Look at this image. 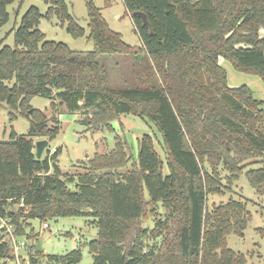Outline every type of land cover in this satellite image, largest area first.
Here are the masks:
<instances>
[{"label":"trees","instance_id":"1","mask_svg":"<svg viewBox=\"0 0 264 264\" xmlns=\"http://www.w3.org/2000/svg\"><path fill=\"white\" fill-rule=\"evenodd\" d=\"M16 1L0 0V28ZM44 2L50 5L45 19L66 22L76 39L86 35L64 0ZM123 3L142 47L128 45L113 31L93 0L86 5L94 51L47 40L37 7L23 17L15 47L0 45V104L13 118L19 113L30 122L27 135L13 132L10 140L0 141V264H15L10 243L2 242L3 221L17 240L32 242L30 264H43L44 253H35L40 238L32 221L61 217L93 219L98 229L88 245L93 264H249L227 243L230 235L244 236L251 218L247 204L230 199L210 207L209 197L234 193L246 170L251 186L264 195V103L247 86L231 88L220 62L264 81V0ZM119 58L145 64L122 86L108 71V63L120 67ZM35 97L53 100L56 115L48 118L34 109ZM60 106L81 112L94 131L113 130L112 122L121 116L140 117L156 127L165 157L153 137L144 135L137 151L119 139L114 149L90 159L82 173H63L54 162L57 154L37 158L34 140L57 138ZM130 163L128 172H119ZM70 184H76L75 191ZM151 216L155 227L148 230L144 224ZM258 233L264 238V229ZM82 260L78 249L51 255L48 264Z\"/></svg>","mask_w":264,"mask_h":264},{"label":"rangeland","instance_id":"2","mask_svg":"<svg viewBox=\"0 0 264 264\" xmlns=\"http://www.w3.org/2000/svg\"><path fill=\"white\" fill-rule=\"evenodd\" d=\"M68 5L70 15L77 23L85 29L86 35L82 38H74L67 32V23L55 18L48 21L44 18L50 5L44 0H18L8 6L9 21L0 28V45L15 47V32L19 28L23 17L32 7L40 9L42 18L40 20L39 30L46 36L49 41H55L68 45L72 50L90 52L95 50V44L88 39L90 34L89 17L86 0H64ZM97 8L110 26V28L120 33L123 40L132 47H142V42L136 32L132 16L127 12L123 0H93ZM264 35V31L262 32ZM120 62V67L108 63V71L111 73L113 83L119 82L122 86L124 81L128 83L135 80L137 70L142 73L145 64L140 63L138 66L131 61ZM222 66L227 72V82L231 88L242 86L249 87L256 99L264 103V81L261 77L240 72L235 67L223 59L220 60ZM135 67V68H133ZM54 101L49 98L35 97L31 101L34 109L43 111L48 118L56 115L52 107ZM59 103V100L55 101ZM264 109V104H263ZM58 119L60 121L61 130L55 140L49 142L48 147L44 151L43 158L52 159L57 154V160L54 161L63 173L80 174L83 167L97 153H106L115 148L119 139L128 141L134 148L138 150L139 140L144 135L153 137L157 151L164 158L165 154L161 146V135L155 126L140 117L128 115L121 116L118 120L112 122L113 130L108 127H101L99 130H92L85 123L86 117L81 113H69L66 106L58 108ZM12 117L11 111L6 104H0V141L10 140L13 132L18 136L27 135L30 129V122L15 113ZM35 144L42 139H34ZM48 140V139H43ZM53 163V162H52ZM52 165V172H53ZM131 169V163L126 168L119 170L126 173ZM168 173V170H166ZM246 171L236 180L233 190L234 193H227L224 196L214 195L209 197V206L225 204L230 199H235L247 204V209L251 214L250 221L244 236L237 235L228 236V247L237 253H243L247 256L249 264H264V238L258 233L259 229H264V195H259L251 186ZM223 177L226 173H222ZM72 190H76V184H70ZM155 213L156 208H149ZM163 213L161 207L160 210ZM155 217L151 216L145 222V228L152 230L155 227ZM91 217H61L57 219H49L46 222L40 220L32 221V227L40 240L43 241L44 256L43 264H48V257L51 255H65L74 250L81 249L83 252V260L80 264H93V257L89 252V243L97 238L98 229L91 224ZM47 223L49 228H44ZM11 235L5 238L10 240ZM28 245L32 242L24 238ZM21 253L28 257L26 250ZM36 253V252H35Z\"/></svg>","mask_w":264,"mask_h":264},{"label":"built area","instance_id":"3","mask_svg":"<svg viewBox=\"0 0 264 264\" xmlns=\"http://www.w3.org/2000/svg\"><path fill=\"white\" fill-rule=\"evenodd\" d=\"M44 228H49V225L47 223L44 224ZM1 230H4L5 233L3 234L4 238L2 242H9L10 243V248L12 250V254L15 257V264H30V261L28 257H25L22 253L21 250H26L28 249L29 245L27 241L24 239L22 240H17L15 235H14V230L11 225H8L7 222L3 221V226L1 227ZM11 235L10 240H5L6 237ZM28 255V253H27Z\"/></svg>","mask_w":264,"mask_h":264},{"label":"water","instance_id":"4","mask_svg":"<svg viewBox=\"0 0 264 264\" xmlns=\"http://www.w3.org/2000/svg\"><path fill=\"white\" fill-rule=\"evenodd\" d=\"M136 15L143 18L145 25H148V26L150 25V23L148 22L147 16L144 13L138 12ZM48 145H49L48 140H40L36 143V155H37V158L39 160L42 158L44 151L46 150ZM36 253H38V254L44 253V247H43V241L42 240H39V242L37 243Z\"/></svg>","mask_w":264,"mask_h":264}]
</instances>
